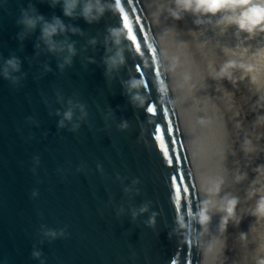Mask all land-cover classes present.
I'll return each mask as SVG.
<instances>
[{
  "label": "water",
  "instance_id": "obj_1",
  "mask_svg": "<svg viewBox=\"0 0 264 264\" xmlns=\"http://www.w3.org/2000/svg\"><path fill=\"white\" fill-rule=\"evenodd\" d=\"M102 3L88 23L63 0H0V264H219L253 166L225 144L208 16L196 38L173 0Z\"/></svg>",
  "mask_w": 264,
  "mask_h": 264
},
{
  "label": "rangeland",
  "instance_id": "obj_2",
  "mask_svg": "<svg viewBox=\"0 0 264 264\" xmlns=\"http://www.w3.org/2000/svg\"><path fill=\"white\" fill-rule=\"evenodd\" d=\"M180 1L181 7L187 6L177 12L180 24L184 29H192L196 38L202 37L195 24L202 20L201 14L208 16L205 26L216 37L215 46L222 49L217 54L209 53L210 63L219 74L217 90L225 100V144L236 159L246 155L249 159L245 160L246 165L253 166L245 174L242 168L237 172L245 177L240 190H232L237 209L227 223L219 264H264V212L259 210L264 201V21L248 28L253 10L264 8V0H210L226 5L229 12L224 14L225 28L217 21L214 23V16L205 10L206 6L197 8L201 0ZM241 22L245 29L240 28ZM241 164L238 160V165Z\"/></svg>",
  "mask_w": 264,
  "mask_h": 264
},
{
  "label": "clouds",
  "instance_id": "obj_3",
  "mask_svg": "<svg viewBox=\"0 0 264 264\" xmlns=\"http://www.w3.org/2000/svg\"><path fill=\"white\" fill-rule=\"evenodd\" d=\"M203 0H201L200 3L197 4V8L204 7ZM63 14L65 16H73L76 13V10L79 9V15L83 17V19L91 23L95 20H97L104 12V7L102 0H63ZM187 7V6H186ZM219 9V5L215 2L208 3L206 5L205 10L208 12H215ZM43 18L41 16H29L27 13L22 14V20L21 23H23L26 27H34L36 23ZM264 21V8H258L253 10L252 17L250 20V25L248 26L249 30L252 26L261 24V22ZM240 28L245 29L246 25L241 22ZM66 26L63 24V22L60 20L59 17H53L51 22H44L42 26V36L45 38L47 42H49L51 46V37H53L58 31L63 32L65 30ZM75 31V29H72ZM109 37L113 41L114 44L119 45L121 41V33L119 29H109ZM69 52H72L73 49L71 45H69ZM106 64L108 65L109 69L115 68L117 65L123 62V57L121 54V51L118 49L117 52L107 57ZM7 63L15 69L17 67L16 61L14 59H10L7 61ZM141 86V82L137 80H132L129 82L130 88H137ZM134 99L140 100L141 104L143 103V100L139 96H135ZM151 108L148 109L150 111ZM70 116V113L66 114ZM259 210L264 212V201H261L259 204ZM209 217L206 215V209L201 208L198 214V223L201 225L206 223ZM178 224L180 228H185L186 225L184 223L183 217H178ZM38 255V254H37Z\"/></svg>",
  "mask_w": 264,
  "mask_h": 264
},
{
  "label": "bare ground",
  "instance_id": "obj_4",
  "mask_svg": "<svg viewBox=\"0 0 264 264\" xmlns=\"http://www.w3.org/2000/svg\"><path fill=\"white\" fill-rule=\"evenodd\" d=\"M205 1V0H204ZM173 2H174V4L176 5V7H177V11L178 12H180V11H182V10H186V6H185V4H184V6L183 7H181V1L180 0H173ZM185 2V1H184ZM212 1H210V0H207V3H211ZM205 3H206V1H205ZM183 4V3H182ZM197 5V4H196ZM206 6V5H205ZM225 6V7H224ZM195 7V6H194ZM228 9L226 8V5L225 4H219V9L217 10V11H215V12H211L212 14H213V16H214V19H213V21H214V23L217 21L219 24V26L221 27V25H222V23L223 22H225L226 21V17L224 16V14L227 12H229V11H227ZM199 12L201 13V9L199 10ZM213 21H212V25H213ZM208 25V24H207ZM223 26V25H222ZM224 27V26H223ZM225 28V27H224ZM218 30V29H217ZM223 30V29H222ZM221 30V31H222ZM213 31H214V29H213ZM212 31V32H213ZM225 32V31H224ZM224 34V33H223ZM217 35V34H216ZM213 39H214V42H216L217 40H216V37H214L213 36ZM216 40V41H215ZM218 50L219 51H222V49H219L218 48ZM245 81V80H244ZM247 84V83H246Z\"/></svg>",
  "mask_w": 264,
  "mask_h": 264
},
{
  "label": "snow or ice",
  "instance_id": "obj_5",
  "mask_svg": "<svg viewBox=\"0 0 264 264\" xmlns=\"http://www.w3.org/2000/svg\"><path fill=\"white\" fill-rule=\"evenodd\" d=\"M153 111V109H151L149 112H152Z\"/></svg>",
  "mask_w": 264,
  "mask_h": 264
}]
</instances>
